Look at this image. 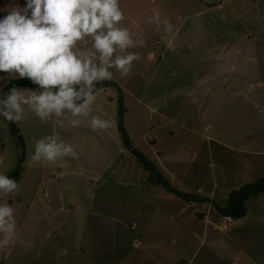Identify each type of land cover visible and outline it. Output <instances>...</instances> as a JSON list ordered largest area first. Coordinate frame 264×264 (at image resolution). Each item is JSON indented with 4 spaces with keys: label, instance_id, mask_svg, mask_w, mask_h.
Here are the masks:
<instances>
[{
    "label": "rangeland",
    "instance_id": "374dc122",
    "mask_svg": "<svg viewBox=\"0 0 264 264\" xmlns=\"http://www.w3.org/2000/svg\"><path fill=\"white\" fill-rule=\"evenodd\" d=\"M22 2L1 1L0 8ZM119 6L120 26L133 41L126 51L138 58L126 76L110 69L112 79L91 105L90 115L110 126L94 131L87 118L72 127L71 117L55 116L42 122L27 106L13 123L25 156L17 190L0 196L16 224L0 261L264 264V193L245 201L240 219L225 221L215 209L264 176V0H119ZM154 12L170 32L151 22ZM115 86L133 147L177 190L208 202L185 203L145 183L146 173L120 144ZM46 136L72 145L76 158L32 160L36 140ZM18 156L0 118V174Z\"/></svg>",
    "mask_w": 264,
    "mask_h": 264
},
{
    "label": "clouds",
    "instance_id": "9594fccd",
    "mask_svg": "<svg viewBox=\"0 0 264 264\" xmlns=\"http://www.w3.org/2000/svg\"><path fill=\"white\" fill-rule=\"evenodd\" d=\"M0 13H6L0 15V74H6L0 75V87L27 79L38 89L12 86L0 92V118L18 122L27 106L42 122L50 116L71 117L68 123L76 127L87 118L94 131L108 128V120L90 115L99 92L96 84L112 79L110 69L126 76L138 58L126 51L133 41L120 26L119 0H23ZM151 22L163 25L165 34L172 30L156 12ZM76 156L72 145L46 136L36 140L31 159L56 164ZM16 190V181L0 174V196ZM15 227L13 209L0 204V246L16 236Z\"/></svg>",
    "mask_w": 264,
    "mask_h": 264
},
{
    "label": "trees",
    "instance_id": "16d2710c",
    "mask_svg": "<svg viewBox=\"0 0 264 264\" xmlns=\"http://www.w3.org/2000/svg\"><path fill=\"white\" fill-rule=\"evenodd\" d=\"M102 84H106V81L99 82L98 84H96V87L99 90H102ZM21 85L28 88L37 89V86L31 84L27 79H16L10 80L7 85L2 87L0 92L6 93L8 91V87H16ZM115 89L118 96L115 114V125L120 144L125 151L129 152L135 163L146 173L145 183L148 185L157 186L161 188L165 193L172 195L173 197L185 203L203 204L208 202V199L206 197L177 190L169 181L165 179L159 169H157L155 165L151 161H149L143 153L133 147L123 125L125 107L123 106L122 98L120 95L121 91L117 86H115ZM2 98L3 97L0 96V99ZM5 123L9 127V130L12 136H14L15 142L17 143L19 148V156L17 158L16 165L6 176L17 182L21 177V173L23 171V162L25 156L24 144L13 122L5 121ZM260 193H264V176L256 178L253 182L245 184L239 189L230 192L226 197L224 205L221 207H215V209L218 211L220 216L224 218H230L231 220L243 218L246 214V208L244 205L245 201L249 198H256V196ZM0 264H2V261H0Z\"/></svg>",
    "mask_w": 264,
    "mask_h": 264
},
{
    "label": "built area",
    "instance_id": "2783aa9c",
    "mask_svg": "<svg viewBox=\"0 0 264 264\" xmlns=\"http://www.w3.org/2000/svg\"><path fill=\"white\" fill-rule=\"evenodd\" d=\"M226 220H227V221H230L231 219H230V218H225V221H226ZM229 223H230V222H229ZM227 225H228V224H227Z\"/></svg>",
    "mask_w": 264,
    "mask_h": 264
},
{
    "label": "crops",
    "instance_id": "0c3cea01",
    "mask_svg": "<svg viewBox=\"0 0 264 264\" xmlns=\"http://www.w3.org/2000/svg\"><path fill=\"white\" fill-rule=\"evenodd\" d=\"M1 1L4 2L5 0H0V2H1Z\"/></svg>",
    "mask_w": 264,
    "mask_h": 264
}]
</instances>
